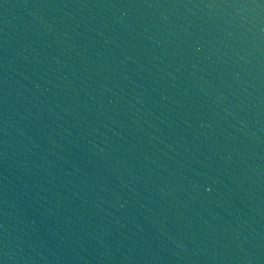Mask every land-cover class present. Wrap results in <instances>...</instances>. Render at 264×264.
Segmentation results:
<instances>
[{
  "label": "water",
  "instance_id": "1",
  "mask_svg": "<svg viewBox=\"0 0 264 264\" xmlns=\"http://www.w3.org/2000/svg\"><path fill=\"white\" fill-rule=\"evenodd\" d=\"M0 264H264V0H0Z\"/></svg>",
  "mask_w": 264,
  "mask_h": 264
}]
</instances>
